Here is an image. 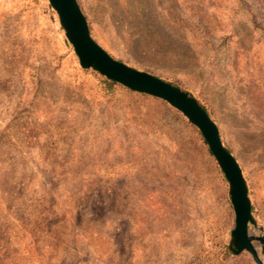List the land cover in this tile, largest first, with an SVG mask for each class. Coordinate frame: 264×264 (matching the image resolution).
Returning <instances> with one entry per match:
<instances>
[{
    "label": "rangeland",
    "instance_id": "374dc122",
    "mask_svg": "<svg viewBox=\"0 0 264 264\" xmlns=\"http://www.w3.org/2000/svg\"><path fill=\"white\" fill-rule=\"evenodd\" d=\"M76 1L111 57L205 108L264 232V0ZM111 81L48 0H0V264H256L228 247V182L199 129Z\"/></svg>",
    "mask_w": 264,
    "mask_h": 264
},
{
    "label": "water",
    "instance_id": "95a60500",
    "mask_svg": "<svg viewBox=\"0 0 264 264\" xmlns=\"http://www.w3.org/2000/svg\"><path fill=\"white\" fill-rule=\"evenodd\" d=\"M48 2L56 12L63 33L77 55L81 67L97 71L131 90L163 99L199 129L228 182V193L234 213L228 247L235 254L247 251L256 264H264L260 258V255L264 256V232L251 216L250 201L241 169L223 145L218 129L205 108L190 92L111 57L90 36L87 22L76 0ZM248 224L256 227V234L249 233ZM254 241L258 243L257 247L253 245Z\"/></svg>",
    "mask_w": 264,
    "mask_h": 264
},
{
    "label": "trees",
    "instance_id": "16d2710c",
    "mask_svg": "<svg viewBox=\"0 0 264 264\" xmlns=\"http://www.w3.org/2000/svg\"><path fill=\"white\" fill-rule=\"evenodd\" d=\"M111 82H113V81H111ZM205 142V141H204Z\"/></svg>",
    "mask_w": 264,
    "mask_h": 264
}]
</instances>
